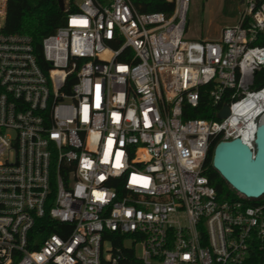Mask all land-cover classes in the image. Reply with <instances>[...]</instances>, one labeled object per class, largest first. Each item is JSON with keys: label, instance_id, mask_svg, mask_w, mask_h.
Returning a JSON list of instances; mask_svg holds the SVG:
<instances>
[{"label": "built area", "instance_id": "2783aa9c", "mask_svg": "<svg viewBox=\"0 0 264 264\" xmlns=\"http://www.w3.org/2000/svg\"><path fill=\"white\" fill-rule=\"evenodd\" d=\"M65 1L42 66L0 0V264H264V197L223 201L204 167L217 138L255 151L264 0L200 41L192 0ZM203 88L228 118H185ZM45 217L63 226L37 238Z\"/></svg>", "mask_w": 264, "mask_h": 264}, {"label": "trees", "instance_id": "16d2710c", "mask_svg": "<svg viewBox=\"0 0 264 264\" xmlns=\"http://www.w3.org/2000/svg\"><path fill=\"white\" fill-rule=\"evenodd\" d=\"M73 5L75 0H70ZM136 5L141 4L140 10L144 12H169L173 6L166 0H133ZM71 11H75L72 6ZM67 13L61 12L58 0H8L7 17L4 27L6 34H20L29 36L34 44L35 51L42 66L47 65L42 56V44L45 38L53 35L58 28L65 26ZM259 44L264 45V37L260 39ZM74 77H70L72 83ZM264 85V67L255 75V87L260 88ZM208 88H203L199 106L192 108L185 107L186 119H205L218 120L216 110L212 106L211 100L207 94ZM220 139H215L210 147L207 160L205 162L206 175L211 186L215 189L219 199H237L238 193L231 188L227 182L213 168L214 150ZM254 203V201L252 202ZM49 217L39 220L34 232L37 238H45L60 230L54 226ZM133 255V252L128 254Z\"/></svg>", "mask_w": 264, "mask_h": 264}, {"label": "water", "instance_id": "95a60500", "mask_svg": "<svg viewBox=\"0 0 264 264\" xmlns=\"http://www.w3.org/2000/svg\"><path fill=\"white\" fill-rule=\"evenodd\" d=\"M58 3L61 12H69L65 0ZM229 115V107L225 105L218 119ZM255 137V151L241 139H234L219 142L213 157V168L234 191L249 200L264 197V122L258 125Z\"/></svg>", "mask_w": 264, "mask_h": 264}, {"label": "rangeland", "instance_id": "374dc122", "mask_svg": "<svg viewBox=\"0 0 264 264\" xmlns=\"http://www.w3.org/2000/svg\"><path fill=\"white\" fill-rule=\"evenodd\" d=\"M242 10L241 0H192L186 39L218 40L224 28L237 25ZM105 248H110V245L106 244ZM137 253L141 254L140 247Z\"/></svg>", "mask_w": 264, "mask_h": 264}, {"label": "bare ground", "instance_id": "6f19581e", "mask_svg": "<svg viewBox=\"0 0 264 264\" xmlns=\"http://www.w3.org/2000/svg\"><path fill=\"white\" fill-rule=\"evenodd\" d=\"M264 104V103H263ZM264 106V105H263ZM262 122H264V116L262 117Z\"/></svg>", "mask_w": 264, "mask_h": 264}]
</instances>
